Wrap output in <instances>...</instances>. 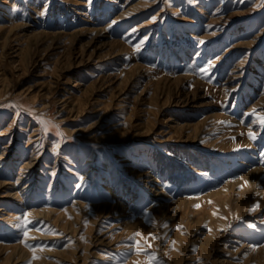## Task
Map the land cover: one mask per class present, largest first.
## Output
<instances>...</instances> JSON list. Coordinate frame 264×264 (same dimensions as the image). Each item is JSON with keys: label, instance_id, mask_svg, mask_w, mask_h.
I'll return each instance as SVG.
<instances>
[{"label": "rangeland", "instance_id": "1", "mask_svg": "<svg viewBox=\"0 0 264 264\" xmlns=\"http://www.w3.org/2000/svg\"><path fill=\"white\" fill-rule=\"evenodd\" d=\"M263 110L264 0H0V181L72 208L0 187V264H264Z\"/></svg>", "mask_w": 264, "mask_h": 264}, {"label": "bare ground", "instance_id": "2", "mask_svg": "<svg viewBox=\"0 0 264 264\" xmlns=\"http://www.w3.org/2000/svg\"><path fill=\"white\" fill-rule=\"evenodd\" d=\"M141 1V0H140ZM158 1V0H157ZM258 1V0H257ZM201 2V1H200ZM77 4V3H76ZM199 4V3H198ZM181 6V5H180ZM187 6H188V4H187ZM62 7V6H61ZM245 7V6H244ZM249 7V6H248ZM42 8V7H41ZM45 8V7H44ZM165 8V7H164ZM42 10H43V8H42ZM221 10V9H220ZM258 10V9H257ZM32 11V10H31ZM30 11V12H31ZM238 11V10H237ZM166 12V11H165ZM34 14V13H33ZM213 14V13H212ZM140 15H141V13H140ZM9 16V15H8ZM217 16V15H216ZM236 16V15H235ZM83 17V16H82ZM157 17H158V15H157ZM84 18H85V16H84ZM5 19V18H4ZM147 19V18H146ZM2 20V19H1ZM125 20V19H124ZM154 20V19H153ZM152 20V21H153ZM155 20H157V18L155 19ZM196 20V19H195ZM201 20V19H200ZM7 21H8V19H7ZM30 21V20H29ZM198 22V21H197ZM215 22V21H214ZM19 23V22H18ZM204 23V22H203ZM29 24H31V23H29ZM212 25V24H211ZM44 26V25H43ZM12 27V26H11ZM76 27H78V26H76ZM218 27V26H217ZM147 29V28H146ZM24 30V29H23ZM243 30V29H242ZM81 31V30H80ZM35 32V31H34ZM54 32V31H53ZM33 33V32H32ZM77 33L78 32H73L72 33V35L75 37L76 35H77ZM108 33H109V31H108ZM262 33V32H261ZM151 34V33H150ZM244 34V33H243ZM213 35V34H212ZM262 35V34H261ZM239 36V35H238ZM259 36V35H258ZM55 37H56V35H55ZM77 37V36H76ZM116 37V36H115ZM150 37V36H149ZM211 37V36H210ZM209 37V38H210ZM252 37V36H251ZM34 38H35V35H34ZM8 39V38H7ZM40 40H42V39H40ZM107 40V39H106ZM114 40V39H113ZM105 41V40H104ZM110 41V40H109ZM204 41V40H203ZM50 42V41H49ZM74 42H75V40H74ZM111 42V41H110ZM114 42V41H113ZM150 42V41H149ZM259 42V41H258ZM20 43V42H19ZM38 43H40V42H38ZM116 43V42H115ZM114 43V44H115ZM6 44V43H5ZM106 44V43H105ZM26 45H28L27 43H26ZM25 45V46H26ZM36 45V44H35ZM39 45V44H38ZM148 45V44H147ZM111 45H109V47H110ZM113 46V45H112ZM251 46V45H250ZM28 47V46H27ZM29 47H30V45H29ZM34 47V46H33ZM142 47V46H141ZM26 48V47H25ZM31 48V47H30ZM113 49V48H112ZM33 50V49H32ZM31 50V51H32ZM232 50V49H231ZM252 50V49H251ZM24 51V50H23ZM26 51V50H25ZM30 51V52H31ZM224 53H225V51H224ZM20 54V53H19ZM228 54V53H227ZM113 55V54H112ZM119 55V54H118ZM109 57V56H108ZM263 59V58H262ZM100 60V59H99ZM218 60V59H217ZM222 61V60H221ZM101 62V61H100ZM115 62V61H114ZM249 63V62H248ZM115 64V63H114ZM219 64H220V62H219ZM118 65V64H117ZM259 65H260V63H259ZM241 67H242V65H241ZM240 68V67H239ZM112 69H113V67H112ZM131 69V68H130ZM115 71V70H114ZM209 72V71H208ZM137 73V72H136ZM246 73H247V71H246ZM114 74V73H113ZM200 74V73H199ZM106 75V74H105ZM115 75V74H114ZM243 75V74H242ZM119 76V75H118ZM134 76V75H133ZM239 76V75H238ZM108 77H110V76H108ZM107 77V78H108ZM122 77V76H121ZM170 77V76H169ZM235 77V76H234ZM126 78V77H125ZM181 78V77H180ZM233 78V77H232ZM112 79H114V78H112ZM116 79V78H115ZM243 79V78H242ZM122 81H123V79H121ZM120 80V81H121ZM177 80V79H176ZM113 81V80H112ZM111 81V82H112ZM117 81V80H116ZM127 81V80H126ZM225 81H228V78H227V80H225ZM106 82H108V81H106ZM141 82V81H140ZM194 82V81H193ZM89 83H92L93 84V82H89ZM88 83V84H89ZM202 83V82H201ZM91 84V85H92ZM159 84V83H158ZM175 86L173 87V89H174V91L175 92H177L178 90H177V88H178V85H179V80H177L176 82H175ZM237 84H239V82L237 83ZM116 85H119V84H116ZM165 85V84H164ZM110 86H112V85H110ZM124 86V85H123ZM161 86H162V84H161ZM195 86V85H194ZM202 87V86H201ZM120 88V87H119ZM167 88H170V90H166L165 92L167 93H169V92H171V87H167ZM191 88V87H190ZM232 88V86L231 85H227V87H226V93H228L229 92V90ZM88 89V88H87ZM165 89V88H164ZM180 89V88H179ZM193 89V88H192ZM127 90V89H126ZM152 90V89H151ZM196 90V89H195ZM164 91V90H163ZM140 92V91H139ZM190 92V91H189ZM192 92V91H191ZM235 93H236V91H234ZM238 92V91H237ZM160 93H162V89L160 90ZM232 93V92H231ZM230 93V94H231ZM229 94V93H228ZM187 95V94H186ZM263 95V94H262ZM79 96V95H78ZM177 96V95H176ZM230 96V95H229ZM233 96V95H232ZM115 97V96H114ZM167 97V96H166ZM64 98V97H63ZM82 98V97H81ZM160 98V97H159ZM158 98V99H159ZM67 99V98H66ZM79 99V98H78ZM84 98L82 99V102L84 103ZM262 99H260V101H258L256 104H259V103H261L262 101H261ZM76 101V100H75ZM74 101V102H75ZM154 101V100H153ZM176 101V100H175ZM77 102V101H76ZM157 102H159V101H157ZM126 103V102H125ZM64 105V104H63ZM79 105V104H78ZM116 105H118V106H120L119 104H116ZM117 106V107H118ZM134 106V105H133ZM43 107V106H42ZM81 107V106H80ZM113 107V106H112ZM123 107V106H122ZM251 107V106H250ZM99 108V107H98ZM120 108V107H119ZM249 108V107H248ZM148 109V108H147ZM152 110V109H151ZM134 111V110H133ZM264 111V110H263ZM109 113V112H108ZM132 114V113H131ZM215 114V113H214ZM214 114H212V115H214ZM131 116V115H130ZM258 118V117H257ZM1 121V120H0ZM254 123V122H253ZM252 124V123H251ZM260 125V124H259ZM203 127V126H202ZM211 127V126H210ZM10 128V127H9ZM251 128H253V127H251ZM262 128V127H261ZM22 129V128H21ZM80 129V128H79ZM85 130V129H84ZM251 130V129H250ZM261 130V129H260ZM203 131H205V130H203ZM202 131V132H203ZM207 131V130H206ZM10 132V131H9ZM71 133V132H70ZM256 133H258V132H256ZM4 134V133H3ZM259 134H260V132H259ZM258 134V135H259ZM263 137V136H262ZM14 138V137H13ZM34 139V138H33ZM247 139V138H246ZM240 141V140H239ZM248 141V140H247ZM246 141V142H247ZM255 141H257V140H255ZM251 142V141H250ZM8 143V142H7ZM28 143V142H27ZM26 143V144H27ZM255 143V142H254ZM253 143V144H254ZM248 144V143H247ZM252 144V143H251ZM4 145V144H3ZM8 145V144H7ZM242 145V144H241ZM256 145V144H255ZM232 146V145H231ZM257 146V145H256ZM26 147V146H25ZM32 148V147H31ZM34 148V147H33ZM3 149V148H2ZM6 150V149H5ZM5 150H3L2 151V153H4V151ZM10 150V149H9ZM77 152H78V150H77ZM30 153H31V151H30ZM78 154V153H77ZM3 155H1L0 154V157H2ZM71 157V156H70ZM12 158V157H11ZM56 159V158H55ZM181 159V158H180ZM10 160V159H9ZM13 160V159H12ZM68 161V160H67ZM122 161H126V160H122ZM263 163V162H262ZM34 164V162L30 159V157H29V160H25V159H23V162H22V164H21V166L20 167H23L22 169H19V172H17L18 173V175L17 176H15V179L13 180V181H10V182H8V181H0V187H6L5 189H6V191H7V193H5V194H3V196H20V198H19V200H17V202L15 203V204H18V205H20L21 206V204H26L25 205V211L26 212H28V214H31V215H41V216H46L47 218L48 217H52V218H54L56 221H58V219H63L64 217H66V216H69L71 213V209L72 208H69V209H64V210H59V209H57L56 207H51V208H49V209H46V210H43V209H41V210H39V209H34V208H29V206H30V204H29V201H27L26 199H24V198H22L21 197V194H19L20 192H19V186H17V185H19V183H20V179L21 178H23V179H25L26 178V176L28 175L27 174V172H32L33 171V169H32V165ZM11 165V164H10ZM60 165V164H59ZM254 166V165H253ZM236 167V166H235ZM19 168V167H18ZM54 168V167H53ZM89 168V167H88ZM92 168V167H91ZM90 168V169H91ZM95 168V167H94ZM210 168V167H209ZM224 168V167H223ZM226 168V167H225ZM223 170V169H222ZM69 171V170H68ZM73 171V170H72ZM206 171V170H205ZM1 172V171H0ZM263 172H264V168H262V167H257V168H252V169H250L249 171H248V173H246V175H243L241 178H240V180L241 181H243V182H245V180L246 179H249V178H251V177H254V178H258L259 177V175H261V174H263ZM227 173V172H226ZM239 173V172H238ZM241 173V172H240ZM1 174V173H0ZM224 174V173H223ZM236 174V173H235ZM7 175V174H6ZM66 175V174H65ZM150 175V174H149ZM241 175V174H240ZM223 176V175H222ZM95 178V177H94ZM147 178V177H146ZM151 178V177H150ZM253 178V179H254ZM81 180V179H80ZM257 181V180H256ZM34 182V181H33ZM79 182V181H78ZM81 182V181H80ZM79 182V183H80ZM262 182V181H261ZM264 182V181H263ZM25 183V182H24ZM52 183V182H51ZM182 183V182H181ZM236 183H237V181H236ZM51 185V184H50ZM49 185V186H50ZM186 185V184H185ZM236 185V184H235ZM264 185V184H263ZM262 185V186H263ZM23 186V185H22ZM22 186L20 187V188H22ZM187 186V185H186ZM233 186V185H232ZM251 186V185H250ZM247 187H248V185H247ZM184 188V187H183ZM14 189V191H12ZM228 189H230V188H228ZM246 189V188H245ZM244 189V190H245ZM21 190V189H20ZM23 190V189H22ZM61 191V190H60ZM45 192V191H44ZM65 192V191H64ZM24 193V192H23ZM47 193V192H46ZM50 193H52L51 191H49V193H47V197H48V194H50ZM61 194V193H60ZM23 195V194H22ZM42 195V194H41ZM52 195V199L51 200H49V202L50 203H55V195L54 194H51ZM33 196V195H32ZM67 196V195H66ZM82 196V195H81ZM213 196H215V195H213ZM1 197V196H0ZM42 197V196H41ZM45 197V196H44ZM118 197V196H117ZM34 198V197H33ZM153 199V198H152ZM37 200V199H36ZM160 201V200H159ZM39 202V201H38ZM92 203V202H91ZM39 204V203H38ZM62 204V203H61ZM55 205H56V203H55ZM15 206H17V205H15ZM40 206V205H39ZM12 207H13V205H12ZM17 208V207H16ZM18 208H19V206H18ZM3 209H6V210H4L5 212V219H7L8 221H11V220H14V218H12V216L10 215V213H9V208H7L6 206H5V208H3ZM11 210V209H10ZM3 213V214H4ZM75 213V212H74ZM103 213V212H102ZM76 214V213H75ZM81 215V214H80ZM105 215H107V214H105ZM73 216V215H72ZM101 216V215H100ZM145 217V216H144ZM24 218H26V215L24 216ZM51 218V219H52ZM87 218V217H86ZM99 218V217H98ZM33 219V218H32ZM41 220V219H40ZM65 220V219H64ZM70 220V219H69ZM72 220V219H71ZM76 220V219H75ZM42 221V220H41ZM45 221V220H44ZM93 221V220H92ZM146 221V220H145ZM20 222V219L18 220L17 219V221H15V223L16 224H18ZM39 222V221H38ZM62 222H63V220H62ZM94 222V221H93ZM5 223V222H4ZM3 223V224H4ZM37 223V222H36ZM64 223V222H63ZM72 223V222H71ZM81 223V222H80ZM66 224V223H65ZM144 224V223H143ZM30 225V224H29ZM33 225V224H32ZM44 225H46V224H44ZM67 225V224H66ZM73 225V224H72ZM51 226V225H50ZM147 226V225H146ZM40 227V226H39ZM55 227V226H54ZM95 227V226H94ZM134 227V226H133ZM145 227V226H144ZM10 228V227H9ZM34 228V227H33ZM65 228V227H64ZM74 229V228H73ZM145 229H146V227H145ZM57 230V229H56ZM89 230V229H88ZM12 231H15V230H12ZM20 231V230H19ZM75 231V230H74ZM9 232V231H8ZM29 232V231H28ZM53 232V231H52ZM85 232V231H84ZM38 233V232H37ZM42 233V232H41ZM44 233V232H43ZM49 233H51V232H49ZM53 233H55V232H53ZM74 233V232H73ZM90 233V232H89ZM15 234V233H14ZM58 234V233H57ZM78 234V233H77ZM88 234V233H87ZM45 235V234H44ZM48 235H50V234H48ZM71 235V234H70ZM69 235V236H70ZM42 236V235H41ZM68 236V237H69ZM82 236V235H81ZM108 236V235H107ZM24 237H26V236H24ZM65 237V236H64ZM106 237V236H105ZM41 238V237H40ZM54 238V237H53ZM88 238V237H87ZM24 239V238H23ZM38 239V238H37ZM87 240V239H86ZM93 240V239H92ZM67 241V240H66ZM69 241V240H68ZM33 242V241H32ZM57 242V241H56ZM72 242V241H71ZM75 242V241H74ZM86 242V241H85ZM245 242V241H244ZM248 243H250L249 241H247ZM18 243V242H17ZM65 243V242H64ZM101 243V242H100ZM253 243V242H252ZM16 244V243H15ZM86 244V243H85ZM243 244V243H242ZM247 244V243H246ZM263 245V244H262ZM21 246V245H20ZM26 246L24 245V248H25ZM70 247H72V246H70ZM82 247V246H81ZM90 247V246H89ZM93 247V246H92ZM246 247V246H245ZM7 247H5V246H0V252L1 253H3V251L6 249ZM18 248V247H17ZM117 248V247H116ZM35 249V248H34ZM54 249V248H53ZM89 250V249H88ZM19 251H21V250H19ZM30 251V250H29ZM55 251V250H54ZM86 251V250H85ZM15 252V248L13 249V251L9 254V255H7L6 256V258L7 259H9V257H11V256H14V254H16V253H14ZM24 252V251H23ZM28 252V251H27ZM20 253V252H19ZM78 253V252H77ZM84 253V252H83ZM52 254V253H51ZM19 255V254H18ZM21 255V254H20ZM25 255V254H24ZM56 255V254H55ZM83 255V254H82ZM16 256V255H15ZM88 256V255H87ZM87 256H83V257H87ZM99 256V255H98ZM19 257V256H18ZM38 257V256H37ZM79 257V256H78ZM104 257V256H103ZM259 257H261V256H259ZM5 258V259H6ZM20 258V257H19ZM30 258V257H29ZM52 258V257H51ZM47 259V258H46ZM45 259V260H46ZM36 260V259H35ZM38 260V259H37ZM55 260V259H54ZM5 261V260H4ZM57 261V260H56ZM59 261V260H58ZM41 262V261H40ZM74 262V261H73ZM77 262V261H76ZM85 262V261H84ZM127 262V261H126ZM9 263V262H8ZM32 263V262H31ZM43 263V262H42ZM4 264V263H3ZM65 264H67V263H65Z\"/></svg>", "mask_w": 264, "mask_h": 264}, {"label": "snow or ice", "instance_id": "3", "mask_svg": "<svg viewBox=\"0 0 264 264\" xmlns=\"http://www.w3.org/2000/svg\"><path fill=\"white\" fill-rule=\"evenodd\" d=\"M201 43H203V41H201ZM209 67H211V65H209ZM201 71H206V69H201ZM258 119L260 120V122H261L262 124H264V117H258ZM249 135H250V138H254V135H253L252 133H249ZM196 207H199V205H197ZM254 207H258V205H255ZM28 223H31V221H27V220H26V222H25V227H26V225H27ZM164 226L167 227V225H164ZM39 230H40V229L37 228V231H39ZM24 235H25V236L28 235L27 229L25 230ZM135 235H136V236H139L140 233H136ZM81 238L83 239V237H81ZM129 239H130V240H131V239H134V237H129ZM26 246H27V247H31V246H29V245H26ZM34 258H36V257H34Z\"/></svg>", "mask_w": 264, "mask_h": 264}]
</instances>
